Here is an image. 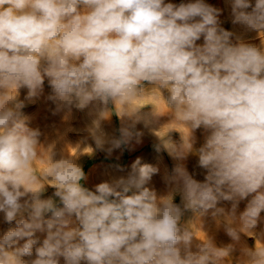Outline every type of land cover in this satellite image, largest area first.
<instances>
[{"label":"clouds","instance_id":"clouds-1","mask_svg":"<svg viewBox=\"0 0 264 264\" xmlns=\"http://www.w3.org/2000/svg\"><path fill=\"white\" fill-rule=\"evenodd\" d=\"M231 10L234 24L264 33V0H231ZM220 12L205 0H0V213L17 223L0 237V264H226L233 245L180 228L185 210L215 217L222 201L231 202V239L254 235L264 212V48L233 43ZM45 79L57 110L93 106V137L109 154L138 141V122H156L152 106L136 101L159 93L187 130L178 149L168 144L173 155L185 158L192 133H207L197 152L204 182L177 166L174 187L158 198L146 187L158 169L137 158L127 178L82 186L76 158L42 156L41 133L22 114L20 90L33 101ZM113 111L131 121L118 139L101 130ZM46 185L62 206L41 199ZM257 242L241 249L239 264H264V237Z\"/></svg>","mask_w":264,"mask_h":264},{"label":"rangeland","instance_id":"rangeland-1","mask_svg":"<svg viewBox=\"0 0 264 264\" xmlns=\"http://www.w3.org/2000/svg\"><path fill=\"white\" fill-rule=\"evenodd\" d=\"M165 2L179 5L191 2V0H165ZM205 3L221 10L218 17L220 26L234 33L231 38L233 43H236L239 37L246 44L264 48V33L246 31L242 25L233 23L231 0H205ZM254 3L255 0H252L253 6ZM197 44H203V37L197 41ZM50 94L51 88L47 79L44 82L43 93L33 101L25 100L27 89H21L20 99L25 102V107L21 110L22 114L29 118L28 126L38 129L41 133L39 141L42 156L54 153L57 159L69 155L76 158V162L82 167L86 176V179L81 181L82 186L95 191L99 183L112 182L121 177L127 178L137 158L140 159V166L148 164L158 169L146 185L155 191L158 198L167 196L174 187L171 177L175 175L174 169L177 166L185 167L194 179L204 182L207 170L199 166L197 152L204 144L207 133L203 129L195 130L192 133V151L183 159L173 155L168 144L178 149L183 143V135L187 130L170 118L169 110L159 93L149 90L145 96L136 101L141 106H152L157 113L156 122L147 125L143 121L138 122L135 126V130L141 133L138 141L137 138H133L128 144L114 149L111 154L107 151L109 144H105L103 150L96 146L93 137V122L97 116L92 105L83 110L74 107L70 111L68 109L57 110L56 103L48 99ZM149 110L145 109L146 112ZM128 123L131 121L122 120L113 111L110 116L101 120V130L107 138L118 139L121 135V127ZM36 166L39 170L41 167L39 159ZM54 192L53 187L46 185L41 199L52 198L58 206H62L59 198L54 196ZM22 199H27V197ZM173 202L183 208L179 193L175 194ZM247 202L246 199L239 203L237 216L245 210ZM218 207L224 208L225 213L215 217L211 212L199 216L192 210H185L180 221L181 231L190 230L198 241L210 238L218 248L233 245L234 251L227 258L226 264H239L241 249L245 246L254 247L257 238L264 237V212L261 213L262 219L254 230V235L248 236L242 233L240 241L234 242L226 232L227 215L231 211V202L222 201ZM25 218H27V213ZM16 226V221L5 222L3 214L0 213V237ZM37 235L43 240L46 233H37ZM61 264H63V258H61Z\"/></svg>","mask_w":264,"mask_h":264}]
</instances>
